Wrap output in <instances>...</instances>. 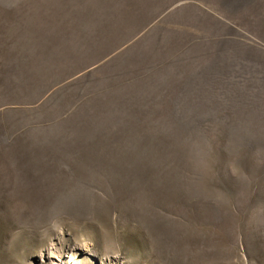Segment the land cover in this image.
Listing matches in <instances>:
<instances>
[{"label":"rangeland","instance_id":"rangeland-1","mask_svg":"<svg viewBox=\"0 0 264 264\" xmlns=\"http://www.w3.org/2000/svg\"><path fill=\"white\" fill-rule=\"evenodd\" d=\"M0 264H264V0H0Z\"/></svg>","mask_w":264,"mask_h":264}]
</instances>
